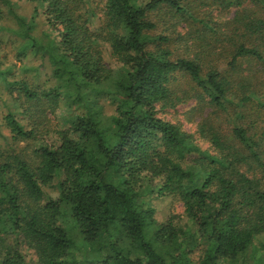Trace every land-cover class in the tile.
<instances>
[{"label": "trees", "instance_id": "trees-1", "mask_svg": "<svg viewBox=\"0 0 264 264\" xmlns=\"http://www.w3.org/2000/svg\"><path fill=\"white\" fill-rule=\"evenodd\" d=\"M16 1L0 0V37L47 59L55 84L0 69L17 100L40 106L7 110L10 138L0 124V264H236L264 235V0H104L103 20L98 0H26L37 5L30 22ZM40 8L58 33L45 43L34 36ZM162 8L210 34L207 60L163 46L171 38L149 19ZM232 8L219 23L215 12ZM176 75L191 89L176 91ZM191 93L211 110L197 131L207 149L158 116ZM22 143H34L30 155ZM146 190L184 215L159 224Z\"/></svg>", "mask_w": 264, "mask_h": 264}, {"label": "rangeland", "instance_id": "rangeland-1", "mask_svg": "<svg viewBox=\"0 0 264 264\" xmlns=\"http://www.w3.org/2000/svg\"><path fill=\"white\" fill-rule=\"evenodd\" d=\"M199 4L200 0H192ZM15 10L20 15L25 17L29 22L35 16L36 4L28 2L26 0L16 1ZM97 4L99 7L97 9L98 18L103 20L102 8L104 6V0H98ZM41 14L36 19V28L34 30V36H36L42 42H47L50 38H58V33L52 30L46 23L45 17L43 16V8L39 9ZM199 12L205 14L207 11V5L202 8H199ZM236 13V8L229 9L227 11L218 10L215 12V16L218 17V22L227 20L231 16L233 17ZM96 19L94 22L93 29H97L100 20ZM149 19L158 24V28L154 32V35H162L171 38V40L164 44L166 48H169L173 52L174 58L194 56V54L199 53L206 54L204 55L207 60V47L210 42L207 41L209 38V33L204 29H201V24L192 20V22H181L180 17L176 16L168 9H160L153 12ZM7 27L14 28V22L12 19L8 18L5 22ZM192 30L195 31L192 33ZM217 31H219L216 28ZM7 35L0 37V69L2 71L11 70L9 80L11 82L26 79L30 82L32 86H53L55 80L52 78V66L47 59H44L41 54H36L28 48L26 51L22 43V39L19 37L12 36L11 32H5ZM1 34V33H0ZM219 41L216 43V52H221L226 45L224 41L225 37L218 36ZM215 40V39H214ZM49 42V41H48ZM103 49V48H102ZM104 57L107 61L115 65L114 60L110 57V53H104ZM216 55V58L224 59ZM244 68H247V64L244 65ZM46 84V85H45ZM48 84V85H47ZM192 86L191 80L186 75H176V81L174 88L176 91L180 90H190ZM19 97L18 91L12 92L4 81L0 80V124L2 125L1 132L6 137L10 138V132L3 125V117L7 114L8 109H14L19 113H23L24 110L28 107H32L33 110L39 109L40 106L33 105L30 106L24 100H17ZM186 98V99H185ZM183 102L177 105L175 108H158V116L166 121H170L174 124H181L185 131L194 133L198 137V142L200 145L207 149L209 144L202 138L199 137L198 125L206 120L209 116L211 110L207 108L206 105L200 103L196 99V96L191 93L186 95ZM43 108H47L48 105L43 104ZM68 110L66 104L64 103L61 109L58 108L57 116H67ZM107 113L111 115V108L107 106ZM62 117V119H63ZM60 119V120H62ZM52 124L49 125V128L55 129L58 124L55 119L52 120ZM34 119L26 115L24 123L34 124ZM51 136H54L51 134ZM4 142V141H3ZM34 143H22L18 146L24 154H29L32 151ZM17 147V146H16ZM158 185L155 190H157ZM146 196L144 201L147 205L152 206L156 211V219L160 223L168 220L172 215L183 216L184 208L180 201L173 199L168 196H158V191L151 193L146 190ZM31 255V254H30ZM32 255L28 257L30 261ZM236 264H264V235L259 236L253 248L239 259Z\"/></svg>", "mask_w": 264, "mask_h": 264}]
</instances>
